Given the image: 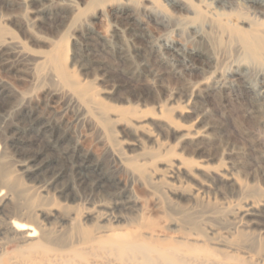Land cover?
Instances as JSON below:
<instances>
[{
  "label": "rangeland",
  "instance_id": "1",
  "mask_svg": "<svg viewBox=\"0 0 264 264\" xmlns=\"http://www.w3.org/2000/svg\"><path fill=\"white\" fill-rule=\"evenodd\" d=\"M229 5L212 7L262 30L252 0ZM202 9L200 0H0V222L17 203L32 215L19 222L54 235L75 218L88 230L146 218L175 241L264 264V56L198 18ZM80 160L126 204L111 210L113 197L84 193L69 169ZM246 203L257 217L244 216ZM7 237L2 253L17 255Z\"/></svg>",
  "mask_w": 264,
  "mask_h": 264
},
{
  "label": "bare ground",
  "instance_id": "2",
  "mask_svg": "<svg viewBox=\"0 0 264 264\" xmlns=\"http://www.w3.org/2000/svg\"><path fill=\"white\" fill-rule=\"evenodd\" d=\"M216 2L223 7V10L230 7L229 0H200L203 9L196 11L197 17L206 19L208 22L218 21L225 29L236 34L249 56L256 58L264 56V24H261L262 30L256 28L243 30L232 25L229 20L222 21L221 17L224 18L226 14L220 13V8L212 7ZM252 2L255 3V8L258 7L255 9L256 13L264 18V0H252ZM174 51L181 50L174 49ZM58 68L59 73L63 75L62 64ZM263 93L264 91L260 93V96ZM46 148L48 149V147H44L42 150H38L39 154L43 153ZM68 156L62 158L63 163H68L70 160ZM69 169L74 183L81 186L84 193L90 195L98 190L113 197L114 204L110 207L111 210L126 204L122 201V192H118L117 187H104L106 183L101 176H94L90 179L84 161L80 160L79 163L72 164ZM83 200L85 201V199ZM5 205L7 206V204ZM11 206L10 210L7 209L9 211L4 215L3 221L0 222V264H255L251 255H247V257L227 255L224 258H219L215 251L206 246L175 241L164 236L162 227L145 220V217L143 220H131L132 225H130V229L126 230L101 229L98 224L88 230L82 227L78 218H75L67 233L54 235L41 231L40 228L33 227L31 224L19 222L17 216L22 214L28 216L29 208L18 203ZM257 211L252 203H246L244 206L245 217H257ZM102 216L98 214L95 219L97 221L106 220ZM87 218L88 215L84 217L86 220ZM9 235L12 236V241L20 244L17 255L11 257L2 253V249L6 245L4 240L8 239ZM261 262L264 263V260Z\"/></svg>",
  "mask_w": 264,
  "mask_h": 264
}]
</instances>
